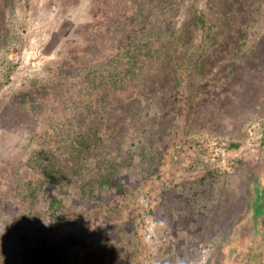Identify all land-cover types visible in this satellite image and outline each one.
I'll return each instance as SVG.
<instances>
[{"label":"rangeland","instance_id":"1","mask_svg":"<svg viewBox=\"0 0 264 264\" xmlns=\"http://www.w3.org/2000/svg\"><path fill=\"white\" fill-rule=\"evenodd\" d=\"M0 264H264V0H0Z\"/></svg>","mask_w":264,"mask_h":264}]
</instances>
